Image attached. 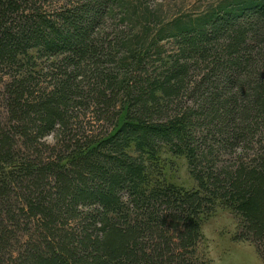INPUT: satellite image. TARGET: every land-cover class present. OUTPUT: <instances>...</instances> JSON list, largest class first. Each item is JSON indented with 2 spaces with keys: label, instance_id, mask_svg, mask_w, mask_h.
I'll return each instance as SVG.
<instances>
[{
  "label": "trees",
  "instance_id": "trees-1",
  "mask_svg": "<svg viewBox=\"0 0 264 264\" xmlns=\"http://www.w3.org/2000/svg\"><path fill=\"white\" fill-rule=\"evenodd\" d=\"M163 20L0 0V264H210L218 209L264 264V0Z\"/></svg>",
  "mask_w": 264,
  "mask_h": 264
},
{
  "label": "rangeland",
  "instance_id": "rangeland-1",
  "mask_svg": "<svg viewBox=\"0 0 264 264\" xmlns=\"http://www.w3.org/2000/svg\"><path fill=\"white\" fill-rule=\"evenodd\" d=\"M228 1L232 0H127V3L130 2L139 9L147 6L150 10L163 15L165 17L163 24H167L168 21L176 18L197 19ZM121 28L127 27L121 25ZM46 142L53 145L55 136L47 138ZM163 159L166 164L165 174L168 181L187 190L197 188L184 158H176L165 153ZM239 223V218L226 209H218L205 221L203 225L204 248L210 264H262L254 246L233 240Z\"/></svg>",
  "mask_w": 264,
  "mask_h": 264
},
{
  "label": "crops",
  "instance_id": "crops-1",
  "mask_svg": "<svg viewBox=\"0 0 264 264\" xmlns=\"http://www.w3.org/2000/svg\"><path fill=\"white\" fill-rule=\"evenodd\" d=\"M261 263H262V261H261ZM263 264V263H262Z\"/></svg>",
  "mask_w": 264,
  "mask_h": 264
}]
</instances>
